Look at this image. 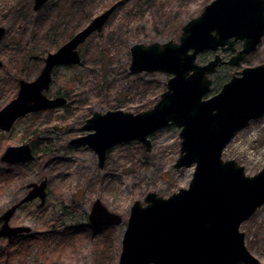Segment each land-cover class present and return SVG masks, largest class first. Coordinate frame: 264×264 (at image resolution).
<instances>
[{"label": "rangeland", "instance_id": "374dc122", "mask_svg": "<svg viewBox=\"0 0 264 264\" xmlns=\"http://www.w3.org/2000/svg\"><path fill=\"white\" fill-rule=\"evenodd\" d=\"M115 1L119 0H47L41 9L33 11V0H0V24L7 29L0 42L1 60L9 63L11 49H17L18 55L25 58L34 57L33 62L25 61L21 73L20 65L9 72L0 69V108L16 95L15 77L27 81L35 78L40 59L57 48L53 40H63L69 29L78 31ZM210 1L124 0L103 29L79 47L80 64L70 69L60 67L52 74L48 97L61 92L66 79L79 76L67 92V104L51 112L42 111L36 120L27 115L10 131H0V155L7 146L32 140L36 150L32 163L10 166L11 179L4 175L8 165L0 161V215L27 193L28 183L47 180L43 206L38 207L36 198L19 207L8 222L10 226L29 227L31 231L22 235L35 234L34 240L27 243L24 253L8 261L7 240L0 238V264H20L22 260L24 264H116L132 203L139 200L145 204L147 192L167 197L188 186L194 167H174L181 141L180 127L175 125L150 134L148 150L137 140L116 144L106 152L101 167L91 148L70 141L88 133L82 126L91 112L121 109L138 113L150 109L166 89L170 75L130 72V46L178 42L184 23L198 16ZM217 53L223 59L230 56ZM214 54L205 51L196 62L205 64ZM262 63L264 35L256 50L238 66H219L211 78L213 83H224L242 68ZM5 79L10 81L6 88L2 84ZM218 89H212L209 95ZM30 125L31 130H27ZM221 158L234 159L246 175L259 171L264 166V115L237 131ZM95 199L108 211L119 214L122 223L91 226L88 214ZM240 231L247 249L264 264V204L240 225Z\"/></svg>", "mask_w": 264, "mask_h": 264}, {"label": "water", "instance_id": "95a60500", "mask_svg": "<svg viewBox=\"0 0 264 264\" xmlns=\"http://www.w3.org/2000/svg\"><path fill=\"white\" fill-rule=\"evenodd\" d=\"M46 1L34 0L33 9ZM120 4H111L49 52L35 79L19 80L16 95L0 108V131H10L27 114L66 102L63 96L50 98L45 93L53 68L77 65L79 46L103 29ZM4 33L0 26V40ZM263 35L264 0H211L198 16L184 23L178 42L130 46L129 71L168 73L166 89L145 111H94L82 126L88 133L70 143L91 148L101 167L106 152L116 144L137 140L148 150L150 134L175 125L180 127L181 141L174 167L193 166L194 171L186 188L167 197L147 192L145 204L132 203L116 264H262L247 249L240 225L264 204V166L249 176L242 165L234 159L223 160L221 154L237 131L264 115V63L242 68L217 93H209L217 67L238 66L256 50ZM236 42L241 43L239 49ZM218 50L235 54L225 60L215 53L205 64L196 62L199 53ZM34 158L29 142L7 146L0 156L2 162L19 164ZM46 185V178L27 184V193L0 215V237L10 239L31 231L8 222L26 202L39 198L38 206H42ZM88 221L94 227L111 226L122 223V218L95 199Z\"/></svg>", "mask_w": 264, "mask_h": 264}, {"label": "trees", "instance_id": "16d2710c", "mask_svg": "<svg viewBox=\"0 0 264 264\" xmlns=\"http://www.w3.org/2000/svg\"><path fill=\"white\" fill-rule=\"evenodd\" d=\"M123 4L124 0H121ZM74 28L72 29H69V31L66 32V35H65V38L63 40H60V41H57L55 43V40L54 41V47H58L63 41H65L67 38H69L71 35H73L75 32V30H73ZM11 53L13 54L14 53V50L11 49ZM28 58V57H27ZM26 58V59H27ZM28 60V59H27ZM26 60V61H27ZM42 59H40V62H41ZM28 61H31L33 62L32 60H28ZM223 66V65H222ZM75 66H71V67H68V68H74ZM22 72V69L20 70V73ZM79 80V76L78 75H74V76H71L69 77L68 79H66L64 82H63V86H65V88L67 89H70L72 90L74 88V85H76L77 81ZM7 84V82H5ZM223 83L222 82H218L217 80L212 84V89L216 90L219 88V86H221ZM52 110H47V112H51ZM41 112H36V113H32L30 114L29 116L31 117L32 120H36V118L38 117V115L40 114ZM92 114V112L90 113V115ZM27 116V115H26ZM18 121H21V119H19ZM32 125H30V127L27 128V130H31V127ZM32 147H33V151H35V155H36V150H35V141H30ZM36 158V157H35ZM10 166H8V171H4V175L7 176L9 179H11L12 176H10V174L12 173L11 170H10ZM20 166V165H19ZM3 174V172H0V176ZM8 179V180H9ZM81 233V232H79ZM35 235V234H34ZM30 236V237H24L23 235H19L15 238H12V239H9L7 240V244H8V250H6V257H7V260H11L15 255H19L21 253H24L25 250L27 249L26 245L29 241H33L34 240V237L36 236ZM13 248H18V249H14ZM21 248V249H20ZM3 254V250L0 252V256H2ZM25 256V255H24ZM23 256V258H24ZM22 258V259H23ZM20 264H24V261L22 260L20 262Z\"/></svg>", "mask_w": 264, "mask_h": 264}, {"label": "flooded vegetation", "instance_id": "af4514ba", "mask_svg": "<svg viewBox=\"0 0 264 264\" xmlns=\"http://www.w3.org/2000/svg\"><path fill=\"white\" fill-rule=\"evenodd\" d=\"M47 2V1H46ZM45 2V3H46ZM33 3H34V0H33V2H32V9H33ZM45 3H44V5H45ZM43 5V6H44ZM42 6V7H43ZM41 7V8H42ZM41 8H39V9H41ZM38 9V10H39ZM38 10H34L33 9V11H38ZM0 26L1 27H3L4 29H5V33H4V35H3V37H2V39L0 40V42L3 40V38L5 37V35H6V32H7V29L4 27V26H2L1 24H0ZM83 28V27H82ZM80 30V29H79ZM72 36V35H71ZM70 36V37H71ZM69 37V38H70ZM69 38H67L65 41H63L60 45H62L64 42H66ZM83 44V43H82ZM81 44V45H82ZM59 45V46H60ZM80 45V46H81ZM241 45V43L240 42H237L236 43V46L237 47H239ZM58 46V47H59ZM79 46V47H80ZM57 47V48H58ZM56 48V49H57ZM55 49V50H56ZM12 50H14V53L12 54L11 53V59L9 60V63H8V61H2L1 60V58H0V62H1V64H0V69L1 70H3V71H7V72H9L10 70L11 71H13V70H16V68L20 65L21 67H22V71H23V69H24V67H25V61L28 59V60H33L34 59V57L33 56H26V58H25V56H21L20 54V56L18 55V53H17V49H12ZM54 50V51H55ZM78 50H79V48H78ZM54 51H52V52H54ZM79 52H80V50H79ZM235 52H233V53H228L229 55H232V54H234ZM48 54V52L46 53V55ZM18 55V57H16ZM46 55L42 58V60H41V67H40V69H39V72H40V70H41V68H42V66H43V64H44V59H45V57H46ZM80 55H81V52H80ZM21 63H23V65H21ZM80 64V63H79ZM79 64H77V65H79ZM77 65H61V66H56L55 68H53V70H52V73L51 74H53L54 73V71L56 70V69H58V68H60V67H63V68H66V69H70V68H68V67H71V66H77ZM39 72H38V74H39ZM37 74V75H38ZM36 75V76H37ZM36 76H35V78H36ZM233 76V74L230 76V78ZM17 78V79H16ZM34 78V79H35ZM51 78H52V75H51ZM14 79H16V87H17V91H18V88H19V80H21V79H24V78H21V77H15ZM25 80V79H24ZM33 80V79H32ZM30 81V80H29ZM52 81H53V79L51 80V84H50V87H51V85H52ZM5 82H7V84L5 83ZM2 84H3V87L4 88H6L9 84H10V81L8 80V79H5L3 82H2ZM223 84V83H222ZM49 87V88H50ZM68 90H70V89H67V88H65V86H62V91L61 92H57L55 95H53L52 97H50V98H54V97H58V96H63L65 99H66V102L62 105V106H60V107H57V108H61V107H63V106H65L66 104H67V101L69 100V98H70V96L68 95ZM47 91H49V89L47 90ZM47 91L45 92L46 94H47ZM17 93V92H16ZM57 108H54V109H57ZM47 110H53V109H46V110H42V111H47ZM42 111H39V112H42ZM30 143V142H29ZM31 144V143H30ZM32 146V145H31ZM33 148V147H32ZM35 152V151H34ZM20 235H22V234H20ZM17 236H19V234H17V235H15V236H13V238H15V237H17Z\"/></svg>", "mask_w": 264, "mask_h": 264}]
</instances>
